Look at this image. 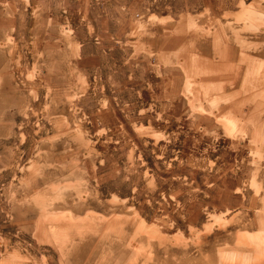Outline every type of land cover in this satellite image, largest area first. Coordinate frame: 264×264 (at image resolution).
Returning <instances> with one entry per match:
<instances>
[{
    "label": "rangeland",
    "instance_id": "1",
    "mask_svg": "<svg viewBox=\"0 0 264 264\" xmlns=\"http://www.w3.org/2000/svg\"><path fill=\"white\" fill-rule=\"evenodd\" d=\"M248 1L0 0V264H264V108L157 52Z\"/></svg>",
    "mask_w": 264,
    "mask_h": 264
},
{
    "label": "crops",
    "instance_id": "2",
    "mask_svg": "<svg viewBox=\"0 0 264 264\" xmlns=\"http://www.w3.org/2000/svg\"><path fill=\"white\" fill-rule=\"evenodd\" d=\"M245 8L252 10L259 8L256 13H261L260 10H264V0H250L245 3ZM243 13L239 7L233 12V16L227 19L223 17L220 23L208 22L205 26H199L196 32L187 35L188 43L182 44L179 49L172 50L169 44L167 46L166 40L164 46L157 52L159 55L191 52L199 62L209 64L211 70L204 82L214 87V96L236 98L232 107L252 110L264 108V104L248 102L245 99L247 91L243 84L249 70L258 66L264 67V30L252 32L248 30L250 23L238 24L234 19L242 18ZM163 31L165 33L162 37H169L171 34L167 33V29ZM178 36L179 34L176 35ZM263 91L260 88L255 92ZM261 185L264 190V180ZM262 201V205L257 209L262 213V222H257L252 230H246L249 234L264 235V200Z\"/></svg>",
    "mask_w": 264,
    "mask_h": 264
},
{
    "label": "bare ground",
    "instance_id": "3",
    "mask_svg": "<svg viewBox=\"0 0 264 264\" xmlns=\"http://www.w3.org/2000/svg\"><path fill=\"white\" fill-rule=\"evenodd\" d=\"M246 237V236H245ZM264 244V243H263Z\"/></svg>",
    "mask_w": 264,
    "mask_h": 264
}]
</instances>
